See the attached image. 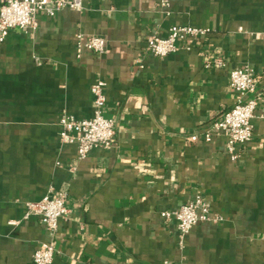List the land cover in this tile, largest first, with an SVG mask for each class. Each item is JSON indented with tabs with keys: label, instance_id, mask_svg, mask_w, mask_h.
<instances>
[{
	"label": "crops",
	"instance_id": "crops-1",
	"mask_svg": "<svg viewBox=\"0 0 264 264\" xmlns=\"http://www.w3.org/2000/svg\"><path fill=\"white\" fill-rule=\"evenodd\" d=\"M35 20L0 42V264H32L49 236L25 203L61 189L70 211L51 264H264V121L253 119L234 160L223 133L200 136L235 103L229 71L264 74V0H83ZM172 25L208 31L153 56L147 37ZM78 32L104 37L108 51L78 49ZM98 79L114 139L78 160L59 117H91ZM263 83L249 95L256 113ZM197 194L219 220L181 240L160 213Z\"/></svg>",
	"mask_w": 264,
	"mask_h": 264
},
{
	"label": "built area",
	"instance_id": "built-area-1",
	"mask_svg": "<svg viewBox=\"0 0 264 264\" xmlns=\"http://www.w3.org/2000/svg\"><path fill=\"white\" fill-rule=\"evenodd\" d=\"M165 5V2H161ZM81 10L83 0H1L0 2V42L5 39L8 32L13 28L22 30L34 29L36 27L35 15L42 12L47 16H53L63 9ZM208 29L192 25H172L168 28L167 35H149L146 39V49L155 57L163 58L170 53L176 52L180 47L179 41L186 38L196 40L204 35ZM78 49L89 50L98 54L108 51L107 41L99 35L86 36L82 32L75 35ZM190 49V45H185ZM218 66L223 61L216 59ZM264 77V74H257L248 66L234 68L229 71V85L235 93L234 105L224 112L223 116L213 121L207 129L201 133V138L210 140L213 132H220L225 135V149L229 158L234 160L238 153L236 147L251 139L253 119L258 118L264 121V104L259 113H256L258 101L249 97L256 89L257 84ZM104 81L95 80L90 85V92L93 95L92 115L89 118H75L72 115L62 114L59 117L61 126L59 139L62 143L75 145L78 160L84 159L88 153L96 148L107 149L111 146L115 129L114 121L104 115L105 94ZM264 93V83L261 86ZM199 135L193 134L187 140L194 142ZM75 169V166H71ZM68 193L61 189L55 193L48 191L38 201L25 203L24 218L30 215L38 216L44 225L49 240L41 243L33 252L32 264H51L55 248L54 239L60 219L65 218L69 213L67 204ZM165 220H173L176 224L178 236L182 240L199 221L211 220L216 222L218 217H209V206L206 200L197 194L193 199L182 204L175 210H166L160 213ZM10 223H15L11 221Z\"/></svg>",
	"mask_w": 264,
	"mask_h": 264
}]
</instances>
